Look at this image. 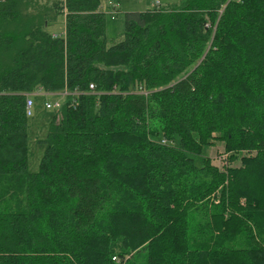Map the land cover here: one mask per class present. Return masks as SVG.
<instances>
[{
  "label": "trees",
  "instance_id": "trees-1",
  "mask_svg": "<svg viewBox=\"0 0 264 264\" xmlns=\"http://www.w3.org/2000/svg\"><path fill=\"white\" fill-rule=\"evenodd\" d=\"M124 26L108 45L101 0H0V264H264V0ZM41 91L67 96L31 173Z\"/></svg>",
  "mask_w": 264,
  "mask_h": 264
},
{
  "label": "rangeland",
  "instance_id": "rangeland-1",
  "mask_svg": "<svg viewBox=\"0 0 264 264\" xmlns=\"http://www.w3.org/2000/svg\"><path fill=\"white\" fill-rule=\"evenodd\" d=\"M184 2L185 0H101V11L105 16V36L108 45L123 34L125 14L147 11L155 6L156 3H158V6L163 7L168 5H181ZM53 29L61 33L63 31V21L61 20ZM48 99L55 101L57 97H49ZM33 100L35 101L34 113L29 118L27 129L28 148L30 151L28 170L31 173H36L44 151L43 146L38 143L45 139L48 124L57 113L46 110L43 106L42 99L34 97ZM203 155L214 160L219 170L225 166V160L229 157L227 153H224L223 145L219 143L215 144L214 147L204 149ZM239 163V161H236L230 164L232 167H237Z\"/></svg>",
  "mask_w": 264,
  "mask_h": 264
},
{
  "label": "built area",
  "instance_id": "built-area-1",
  "mask_svg": "<svg viewBox=\"0 0 264 264\" xmlns=\"http://www.w3.org/2000/svg\"><path fill=\"white\" fill-rule=\"evenodd\" d=\"M153 7H158V3L155 4ZM94 87L91 85L90 90L92 91ZM40 95L46 97V100L43 103V106L46 110L51 111V112H56L57 116L60 118L61 117V108L62 104L64 102L65 96H67V93L64 92L63 94H56V95H51V94H44L42 91L39 93L35 94H29L26 98L25 101V115L27 118H30L33 116L34 113V107H35V101L33 100V96ZM49 97H57L55 101H50L48 98Z\"/></svg>",
  "mask_w": 264,
  "mask_h": 264
},
{
  "label": "crops",
  "instance_id": "crops-1",
  "mask_svg": "<svg viewBox=\"0 0 264 264\" xmlns=\"http://www.w3.org/2000/svg\"><path fill=\"white\" fill-rule=\"evenodd\" d=\"M152 8H153V7H152ZM152 8H151V9H152Z\"/></svg>",
  "mask_w": 264,
  "mask_h": 264
}]
</instances>
